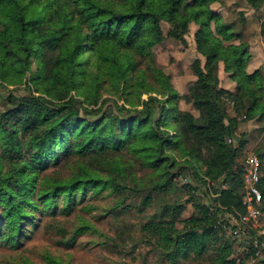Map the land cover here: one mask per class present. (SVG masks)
<instances>
[{
  "label": "trees",
  "instance_id": "1",
  "mask_svg": "<svg viewBox=\"0 0 264 264\" xmlns=\"http://www.w3.org/2000/svg\"><path fill=\"white\" fill-rule=\"evenodd\" d=\"M217 1L0 0V86L26 87L21 93L0 89V242L17 245L41 215L68 213L87 194L123 187L116 178H126L123 153L153 169L165 189L173 184L177 165L167 150L190 154L204 176L228 179L220 200L242 210L237 152L227 141L235 121L228 118L225 100L235 101L241 111L254 107L264 117V95L258 71H247L246 45L236 51L212 31L214 16L205 7ZM262 1L247 3L257 9ZM162 21L170 25L167 34L183 43L190 23L197 25L196 49L205 61L191 63L196 79L190 96L198 117L176 112L178 93L169 76L152 67L153 47L165 38ZM220 61L236 82L234 90L218 85ZM148 72L166 98L149 94ZM191 138L199 145L194 153L182 146ZM201 146L209 151L203 161ZM257 156L264 199V150ZM52 166L56 169L49 172ZM193 205L197 214L182 219L180 227L167 217L174 204L165 217L143 225L166 260L247 264L236 262L233 244L216 229L205 203Z\"/></svg>",
  "mask_w": 264,
  "mask_h": 264
},
{
  "label": "rangeland",
  "instance_id": "2",
  "mask_svg": "<svg viewBox=\"0 0 264 264\" xmlns=\"http://www.w3.org/2000/svg\"><path fill=\"white\" fill-rule=\"evenodd\" d=\"M205 10L214 16L210 27L224 45H236V51L239 44L246 45L249 54L247 71H258L264 95V0L257 9H253L247 0H218L206 6ZM160 24L165 38L153 47L152 67L169 76L178 93L174 102L176 112L190 111L198 117L199 111L193 106L190 96L196 79L191 63L196 58L201 60L202 65L205 61L204 56L196 49L194 33L197 25L190 23L183 43L167 34L170 29L167 22L162 21ZM32 67L34 68V64ZM217 77L220 87L228 90L236 88V82L231 78L230 72L224 70L221 61ZM146 82L153 89L149 94L166 98L157 93L159 84L149 72ZM0 89L4 93L11 89L15 93H21L26 87L24 84L8 86L2 83ZM250 94L253 101L256 97L253 87L250 88ZM147 96L148 94L143 93L141 98L146 99ZM1 105L6 104L2 102ZM225 106L228 118L235 121L233 135L227 137V141L237 152L235 165L247 153H263L264 117L254 107L247 112L238 110L237 103L229 98L225 100ZM171 134L174 135L175 132L172 131ZM182 146L193 153L199 147L192 138L184 141ZM167 155L177 164L172 171L175 176L171 187L160 188L158 183L161 179L153 169L135 156L123 153L122 165L126 178L122 180L116 175L123 187L118 190L106 187L98 194H87L68 213L41 215L35 228L27 225L25 236L17 245L0 242V264H52L50 258L60 264H170L152 235L142 229L143 225L165 217L168 208L174 204L167 217L175 219L180 227L182 219L197 214L194 201H214L211 193L219 191V179L222 176H204L200 163L192 155L182 154L181 150H167ZM208 156L207 148L201 146V161ZM187 162L192 166H187ZM261 163L264 173V156ZM55 169L56 166H52L48 171L53 172ZM178 177L181 179L178 180ZM208 180L213 184L208 185ZM227 183L229 187V181ZM189 186L193 187L191 192L188 190ZM82 225H86L87 229L76 232Z\"/></svg>",
  "mask_w": 264,
  "mask_h": 264
},
{
  "label": "built area",
  "instance_id": "3",
  "mask_svg": "<svg viewBox=\"0 0 264 264\" xmlns=\"http://www.w3.org/2000/svg\"><path fill=\"white\" fill-rule=\"evenodd\" d=\"M234 167L241 173L242 210L221 202L222 191L228 188L224 175L219 179V191L211 193L214 201L205 202V205L223 239L233 244L236 262L264 264V199L259 189V157L247 153ZM212 184L208 180V185Z\"/></svg>",
  "mask_w": 264,
  "mask_h": 264
}]
</instances>
